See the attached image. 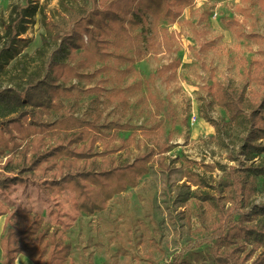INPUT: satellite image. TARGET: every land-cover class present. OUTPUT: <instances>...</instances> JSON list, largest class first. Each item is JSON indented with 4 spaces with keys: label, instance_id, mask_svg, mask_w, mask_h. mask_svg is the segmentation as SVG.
I'll return each mask as SVG.
<instances>
[{
    "label": "trees",
    "instance_id": "1",
    "mask_svg": "<svg viewBox=\"0 0 264 264\" xmlns=\"http://www.w3.org/2000/svg\"><path fill=\"white\" fill-rule=\"evenodd\" d=\"M192 1L59 0V20L42 18L53 48H49L51 40L43 35L42 46L36 51L39 62L33 69L24 62L12 75L10 85L0 84V155L5 158L0 168L38 170L40 177L49 176L60 189L78 193L77 209L90 215L105 209L114 195L136 186L153 159L163 165L164 153L170 149L168 138L155 136L142 153L127 160L124 156L131 152L129 141L137 146L140 141L128 135L117 142L115 130L130 129L131 125L118 119L102 121L101 85L80 89L95 95L90 98L89 116L79 117L72 105L63 102L73 88L64 82L71 75L90 78L107 72L114 68L109 59L125 63L121 69L115 67L121 76L136 71L134 64L143 52L138 41L142 30L135 29L144 23L145 16L169 17L173 22L181 12L180 6ZM37 12L45 14L38 0H17L10 4L6 16H0V72L12 60L14 67L26 56L19 55L21 43L24 46L28 41L22 34ZM257 37L264 43V35ZM178 64L176 61L174 67ZM89 67L95 68L90 73L82 72ZM246 73L262 88L253 96L225 83L207 87L209 103L224 108L227 122L241 127L236 149L227 152L229 162L207 165L212 169L218 166L221 171L213 192L194 191L200 205H206L213 214L198 236V244H206L214 264H264V198L252 200L256 177L264 178V157L256 158L264 153V58L253 59ZM122 96L123 91L117 89V104L126 103ZM150 96L155 107L161 109L163 102ZM168 107L172 111L171 103ZM51 109L56 112L53 118L48 117ZM202 117L220 131L206 112ZM158 125L142 132L148 135ZM184 176L190 185H207L198 173L189 171ZM178 196L182 202L187 198L183 192ZM1 215L5 219L0 264H16L18 254L27 256L31 264H80L72 257V243L66 232L45 221L40 213L0 202ZM180 261L174 256V264Z\"/></svg>",
    "mask_w": 264,
    "mask_h": 264
},
{
    "label": "rangeland",
    "instance_id": "2",
    "mask_svg": "<svg viewBox=\"0 0 264 264\" xmlns=\"http://www.w3.org/2000/svg\"><path fill=\"white\" fill-rule=\"evenodd\" d=\"M15 1L0 0V16H6ZM38 1L45 14L37 12L22 34L28 41L24 46L21 43L19 55L26 56L14 67L15 59L4 65L2 86L14 81L12 75L24 62L30 69L39 62L36 51L42 46L43 35L52 39L42 18L59 20V0ZM179 10L173 22L169 17L154 19L149 13L135 29L142 30L138 41L143 52L134 64L136 71L121 76L116 69L125 63L109 59L114 68L107 72L90 78L71 75L64 82L73 88L63 102L72 105L79 117L89 116L90 98L95 95L80 89L101 85L102 121L118 119L131 125L130 129L115 130L117 142L128 135L140 141L138 146L129 141L131 152L124 156L127 160L142 153L155 136L168 138L170 149L164 153L163 165L153 159L136 186L114 195L105 209L90 215L77 209L78 193L60 189L49 176L40 177L38 170L0 168V202L9 207L23 206L59 226L72 243V257L77 263L174 264L175 256L181 259L177 264H214L206 244H198V236L213 214L206 205H200L194 191L213 192L221 171L218 166L212 169L207 165L229 162L227 152L236 149L241 127L227 122L224 108L209 103L207 87L225 83L248 97L262 89L248 78L246 70L253 59L264 58V43L257 37L264 35V0H193ZM53 46L51 40L49 48ZM176 61L179 64L174 67ZM94 68L82 72L90 73ZM136 81L139 83L134 85ZM119 88L125 104L116 103L114 93ZM151 94L163 102L161 109L155 107ZM205 112L220 131L202 117ZM55 115L54 109L48 113L49 118ZM156 123L158 129H150L148 135L142 132ZM263 157L264 153L256 158ZM4 159L0 155V161ZM189 171L198 173L207 185H190L184 176ZM256 184L252 200L259 202L264 198L263 176L256 177ZM180 192L187 197L184 202ZM0 217L5 219V215Z\"/></svg>",
    "mask_w": 264,
    "mask_h": 264
},
{
    "label": "crops",
    "instance_id": "3",
    "mask_svg": "<svg viewBox=\"0 0 264 264\" xmlns=\"http://www.w3.org/2000/svg\"><path fill=\"white\" fill-rule=\"evenodd\" d=\"M23 207V206H21ZM3 219L4 217H0V234L2 232V228H3ZM2 260V251H0V262ZM16 264H31V260L23 255V254H18L16 257Z\"/></svg>",
    "mask_w": 264,
    "mask_h": 264
}]
</instances>
